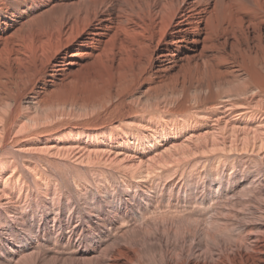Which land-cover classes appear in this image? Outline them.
Returning a JSON list of instances; mask_svg holds the SVG:
<instances>
[{
    "label": "bare ground",
    "instance_id": "bare-ground-1",
    "mask_svg": "<svg viewBox=\"0 0 264 264\" xmlns=\"http://www.w3.org/2000/svg\"><path fill=\"white\" fill-rule=\"evenodd\" d=\"M0 264H264V0H0Z\"/></svg>",
    "mask_w": 264,
    "mask_h": 264
},
{
    "label": "rangeland",
    "instance_id": "rangeland-1",
    "mask_svg": "<svg viewBox=\"0 0 264 264\" xmlns=\"http://www.w3.org/2000/svg\"><path fill=\"white\" fill-rule=\"evenodd\" d=\"M132 87V86H131ZM131 88H129V89H127L128 91L130 90ZM87 89H84L82 92H81V95L83 94V93H85V94H89L87 91H86ZM85 94H83V95H85ZM116 101V100H115ZM164 104V103H163ZM165 104H167V103H165ZM174 104V105H173ZM133 105L134 106H138L139 107V105H137V104H135V103H133ZM174 106H176V103H171L170 105H168V107L169 108H173ZM140 108H141V106H140ZM159 112L157 111V110H150V111H147V112H145L144 114L145 115H148V116H153L154 114L155 115H157ZM167 113V112H166ZM97 114H99L98 112H96V113H93V114H91V115H80V116H78L80 119H73V120H82V121H88V119H90V118H92L93 116H96ZM191 114V113H190ZM62 120H68L67 118L66 119H61V121ZM71 120V119H70ZM60 121V122H61ZM85 121V122H86ZM252 163V164H251ZM255 163V164H254ZM254 164V165H253ZM58 165H60V164H58ZM248 169L250 170V171H255V169L257 168V170L255 171V172H257L259 169H258V167H256L257 166V164H256V162H249L248 163ZM253 165V167L255 168V169H253V167H251ZM60 166H62V165H60ZM53 169V171H56V172H58L59 170H60V168L61 167H59V168H54V167H52ZM59 169V170H58ZM63 169V170H62ZM62 169L59 171L60 172V174H63V177H64V179H66V180H68V179H70L67 175V173H69L63 166H62ZM58 170V171H57ZM66 170V171H65ZM69 171H71V170H69ZM58 172V173H59ZM62 172V173H61ZM71 173V172H70Z\"/></svg>",
    "mask_w": 264,
    "mask_h": 264
}]
</instances>
